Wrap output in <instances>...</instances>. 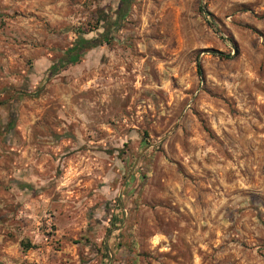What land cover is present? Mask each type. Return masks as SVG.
<instances>
[{"label": "rangeland", "instance_id": "1", "mask_svg": "<svg viewBox=\"0 0 264 264\" xmlns=\"http://www.w3.org/2000/svg\"><path fill=\"white\" fill-rule=\"evenodd\" d=\"M122 2L0 0V264H264V0H129L18 98Z\"/></svg>", "mask_w": 264, "mask_h": 264}, {"label": "trees", "instance_id": "2", "mask_svg": "<svg viewBox=\"0 0 264 264\" xmlns=\"http://www.w3.org/2000/svg\"><path fill=\"white\" fill-rule=\"evenodd\" d=\"M129 0H123L121 7L119 8L115 19L111 22H107L105 31L101 32L99 34V36L97 37H85L83 35H79L76 40L75 43L69 47L65 53L63 58L61 59V61L59 63L53 64L49 67L48 73L46 75H44V77L36 84V86L30 91V90H24L23 89V94L19 95L18 98H22L24 96H33L36 97L39 95V93L42 91V89L44 88L46 82H48V80H50L51 78H53L57 73L60 72V70L69 65V64H76L80 61L81 57L90 49L102 44L103 42H106L108 39V33L111 29H115L117 27H119L122 23V20L124 19V16L126 14V10L129 6ZM200 11L202 13H204L205 16H207L208 18V11L204 8L201 7ZM209 21V20H208ZM209 23H211L209 21ZM212 53L218 55V56H223L224 54L221 51L218 50H211ZM228 56V55H226ZM197 72L200 76H202V70H201V66L197 65ZM30 91V92H28ZM13 122H14V114H13V110L11 109V116H10V127H13Z\"/></svg>", "mask_w": 264, "mask_h": 264}]
</instances>
